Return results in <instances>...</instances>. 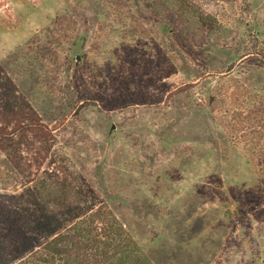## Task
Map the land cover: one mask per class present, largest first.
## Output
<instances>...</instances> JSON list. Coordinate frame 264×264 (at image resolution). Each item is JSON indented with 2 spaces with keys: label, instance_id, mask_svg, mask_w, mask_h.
<instances>
[{
  "label": "rangeland",
  "instance_id": "1",
  "mask_svg": "<svg viewBox=\"0 0 264 264\" xmlns=\"http://www.w3.org/2000/svg\"><path fill=\"white\" fill-rule=\"evenodd\" d=\"M0 66L150 264H264V0H0Z\"/></svg>",
  "mask_w": 264,
  "mask_h": 264
},
{
  "label": "trees",
  "instance_id": "2",
  "mask_svg": "<svg viewBox=\"0 0 264 264\" xmlns=\"http://www.w3.org/2000/svg\"><path fill=\"white\" fill-rule=\"evenodd\" d=\"M54 138L0 66V264H150Z\"/></svg>",
  "mask_w": 264,
  "mask_h": 264
}]
</instances>
